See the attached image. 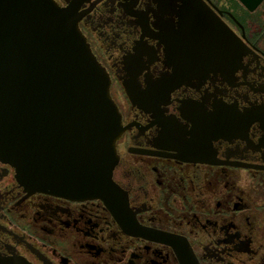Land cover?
<instances>
[{
	"label": "flooded vegetation",
	"instance_id": "1",
	"mask_svg": "<svg viewBox=\"0 0 264 264\" xmlns=\"http://www.w3.org/2000/svg\"><path fill=\"white\" fill-rule=\"evenodd\" d=\"M53 1L108 76L121 198L29 190L0 159V264H264V0Z\"/></svg>",
	"mask_w": 264,
	"mask_h": 264
},
{
	"label": "water",
	"instance_id": "2",
	"mask_svg": "<svg viewBox=\"0 0 264 264\" xmlns=\"http://www.w3.org/2000/svg\"><path fill=\"white\" fill-rule=\"evenodd\" d=\"M239 1L252 11L263 0ZM214 16H205L214 41L238 51L239 37ZM120 132L108 76L72 13L53 0H0V159L19 181L117 209Z\"/></svg>",
	"mask_w": 264,
	"mask_h": 264
},
{
	"label": "rangeland",
	"instance_id": "3",
	"mask_svg": "<svg viewBox=\"0 0 264 264\" xmlns=\"http://www.w3.org/2000/svg\"><path fill=\"white\" fill-rule=\"evenodd\" d=\"M255 16L259 17L261 20H264V1L258 6L255 11Z\"/></svg>",
	"mask_w": 264,
	"mask_h": 264
}]
</instances>
